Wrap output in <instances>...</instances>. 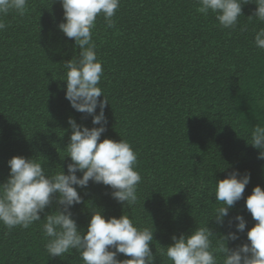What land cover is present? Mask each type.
Returning a JSON list of instances; mask_svg holds the SVG:
<instances>
[{
  "label": "trees",
  "instance_id": "obj_1",
  "mask_svg": "<svg viewBox=\"0 0 264 264\" xmlns=\"http://www.w3.org/2000/svg\"><path fill=\"white\" fill-rule=\"evenodd\" d=\"M197 7V0H121L115 27L106 28L98 17L93 30L103 67L99 86L109 103L100 139L127 140L138 154L142 181L131 206L114 200L110 187L89 181L87 188H77L82 202L71 212L84 231L93 210L105 219L127 214L141 226L152 221L154 264H170L159 249L169 246L173 235H189L207 221L216 207L212 189L217 180L233 170H247L251 180L243 197L256 185L264 190V160L248 144L251 129L264 125V106L258 103L264 98V50L253 42L264 23L247 18L254 3L242 5L234 29H222L214 14L205 17ZM3 20L0 183L8 177L7 161L13 156L37 157L46 170L61 168L67 174L68 119L88 128L100 126L65 98L62 64L80 49L57 27L63 22L59 0H28L26 15L10 13ZM59 207L53 198L41 219ZM238 214L246 228L238 240L226 241L229 248L246 243L247 230L256 223L244 198L230 209L223 227L214 217L206 223L219 238L235 232ZM42 224L11 230L0 225V264H83L74 251L48 256Z\"/></svg>",
  "mask_w": 264,
  "mask_h": 264
},
{
  "label": "clouds",
  "instance_id": "obj_2",
  "mask_svg": "<svg viewBox=\"0 0 264 264\" xmlns=\"http://www.w3.org/2000/svg\"><path fill=\"white\" fill-rule=\"evenodd\" d=\"M59 2L63 22L57 27L80 49L78 55L62 64L65 98L74 110L90 115L92 124L100 126L88 128L78 125L71 117L68 119L71 135L64 148V156L70 158L67 174L61 168L46 170L37 157H11L7 161L8 177L0 183V225L9 230L28 229L43 220L44 247L51 257L71 255L74 251L83 264H154L149 246L154 241L152 221L149 226H141L127 214L105 219L101 211L93 210L84 231L73 219L72 206L82 202L77 188H87L89 181L102 184L112 189L110 196L114 200L131 206L137 202L142 177L136 170L138 154L127 140L100 139L106 131L104 108L109 103L99 86L103 67L97 58L93 30L98 17H102L106 28L115 27L114 17L121 0ZM197 3L196 11L205 17L214 14L222 29H234L242 16V5L248 3H254L256 8L247 18L264 23V0H197ZM27 12L28 0H0V31L7 27L3 17L10 13L23 17ZM253 42L264 50V27L255 31ZM101 96L103 99L98 100ZM258 103L264 106V98H258ZM249 135L248 144L259 150L257 159L264 160V125H255ZM77 172L82 175L78 177ZM250 180L251 173L247 170L244 173L233 170L224 179L217 180L212 189L216 207L209 217H214L223 227L230 209L244 198V206L256 222L247 230L246 243L234 248L226 246V241H236L238 233L244 232L247 222L242 215L234 217L235 232L229 231L219 238L206 226L208 218L189 235H173L169 246H160L159 255L170 264H264V190L256 185L247 197H243ZM205 187L201 181V188ZM53 198L62 207L41 219L40 214L52 204ZM232 223L229 219L230 228ZM120 254L129 258L118 259Z\"/></svg>",
  "mask_w": 264,
  "mask_h": 264
}]
</instances>
